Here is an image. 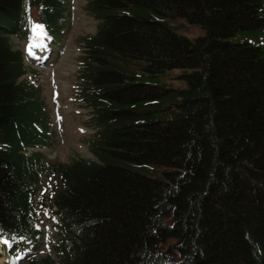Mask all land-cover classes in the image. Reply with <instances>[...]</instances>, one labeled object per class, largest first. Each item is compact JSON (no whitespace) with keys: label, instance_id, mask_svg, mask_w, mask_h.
Wrapping results in <instances>:
<instances>
[{"label":"trees","instance_id":"trees-1","mask_svg":"<svg viewBox=\"0 0 264 264\" xmlns=\"http://www.w3.org/2000/svg\"><path fill=\"white\" fill-rule=\"evenodd\" d=\"M69 0H0V239L40 241L44 177L58 264H264V0H91L76 101L89 149L48 161L47 114L12 38L57 42ZM201 27L191 41L175 22ZM179 71L183 87L168 86ZM28 264H56L49 256Z\"/></svg>","mask_w":264,"mask_h":264},{"label":"rangeland","instance_id":"rangeland-1","mask_svg":"<svg viewBox=\"0 0 264 264\" xmlns=\"http://www.w3.org/2000/svg\"><path fill=\"white\" fill-rule=\"evenodd\" d=\"M69 1L67 24L57 42L47 39L42 27L35 32L32 28L31 33L23 29L22 33L12 38L13 48L20 50L25 59L26 74L23 79L29 80L39 90L47 114L46 145L30 148L28 152H41L50 162L67 164L76 155L97 162L88 144L94 132L88 122L90 110L76 101L74 89L76 74L82 68L80 58L85 50L81 39L94 35L99 21L87 10L91 0ZM32 15L34 27L38 23L35 14ZM175 26L177 34L191 41L205 35L201 27L189 25L184 20H177ZM37 32L40 34L37 35ZM179 73L177 70L170 71L161 81L173 88L183 87L184 82L177 78ZM44 178L32 203L33 218L43 237L35 243L22 241V247L14 254L9 253L11 244L0 239V264H28L46 256L58 264L59 260L52 250L57 241L53 228L58 219L51 202V192L57 187L49 177Z\"/></svg>","mask_w":264,"mask_h":264},{"label":"snow or ice","instance_id":"snow-or-ice-1","mask_svg":"<svg viewBox=\"0 0 264 264\" xmlns=\"http://www.w3.org/2000/svg\"><path fill=\"white\" fill-rule=\"evenodd\" d=\"M40 27H41V26H39V25H35V26L33 27L34 32L36 31V29H39ZM36 34L39 35L40 33L37 32ZM33 46H35V45H33ZM29 53L31 54V48L29 49ZM45 215H47V212H45ZM4 242L6 243V241H4Z\"/></svg>","mask_w":264,"mask_h":264}]
</instances>
